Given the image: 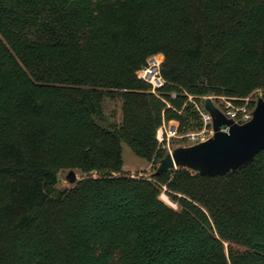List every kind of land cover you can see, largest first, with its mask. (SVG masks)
Wrapping results in <instances>:
<instances>
[{
  "label": "trees",
  "instance_id": "16d2710c",
  "mask_svg": "<svg viewBox=\"0 0 264 264\" xmlns=\"http://www.w3.org/2000/svg\"><path fill=\"white\" fill-rule=\"evenodd\" d=\"M157 53L177 109L179 87L264 93V0H0V264H264V150L225 175L122 172V142L166 155L163 109L197 115L136 79ZM68 166L97 176L57 189Z\"/></svg>",
  "mask_w": 264,
  "mask_h": 264
},
{
  "label": "water",
  "instance_id": "95a60500",
  "mask_svg": "<svg viewBox=\"0 0 264 264\" xmlns=\"http://www.w3.org/2000/svg\"><path fill=\"white\" fill-rule=\"evenodd\" d=\"M204 109L211 117L212 136L205 141L181 146L167 153L158 163L154 174L185 167L199 175H225L254 159L264 150V100L259 97L252 117L238 124L226 117L210 98L204 100ZM70 183L76 175L68 173Z\"/></svg>",
  "mask_w": 264,
  "mask_h": 264
},
{
  "label": "rangeland",
  "instance_id": "374dc122",
  "mask_svg": "<svg viewBox=\"0 0 264 264\" xmlns=\"http://www.w3.org/2000/svg\"><path fill=\"white\" fill-rule=\"evenodd\" d=\"M157 56L160 57V60L164 61V55L162 53H157ZM147 59V58H146ZM136 71V79L140 80L137 77ZM179 87V86H178ZM181 93L186 97L185 100L182 101L181 107L177 109L175 106L171 105L170 102L163 96L162 90L156 91L154 93L151 92V88L149 87L146 92H150L159 99H161L162 103L164 104L165 109L172 110L177 115H184L186 106H192L193 110L197 113L196 117H187V120L183 123V126H180L179 121L175 118L167 119L166 115L164 114V109L162 110V122L160 126L156 130L155 139L157 140L158 146L164 150L165 154L171 152L173 149L181 146H189L190 142H188L185 136L189 133H200L204 131L205 135H209L207 138L212 136V132H209L210 126L204 125L201 113L205 110L204 109V100L206 98H210L214 106H216L221 112L231 110L237 113V116L240 117L243 114H252L257 99L261 97L264 100V93L261 89H256L246 97H234V96H226V95H203L197 96L193 94H189L183 88H180ZM171 97L174 99L176 98V92L170 91ZM191 108V109H192ZM103 110L106 116H111L115 121H120L121 116V109H120V102L115 100H106L103 104ZM223 113V112H222ZM166 118V119H165ZM190 118V120H189ZM169 122H174L178 125V137L166 138L165 135L161 136V126L163 123L167 124ZM122 149V172L124 174H129L131 177L134 178H149L156 170L158 163L155 162L153 159L151 161H147L135 155L130 147L122 142L121 143ZM72 171L76 175V180L73 183H70L68 179V173ZM97 176V172L95 170L84 173L81 172L79 169L73 167H60L57 169V176H58V183L56 185L57 189L64 190L73 187L77 182L81 181L86 176ZM159 199L164 202L169 207L178 210V204L174 201L170 195L169 191L165 186H162ZM226 247V244H225Z\"/></svg>",
  "mask_w": 264,
  "mask_h": 264
},
{
  "label": "built area",
  "instance_id": "2783aa9c",
  "mask_svg": "<svg viewBox=\"0 0 264 264\" xmlns=\"http://www.w3.org/2000/svg\"><path fill=\"white\" fill-rule=\"evenodd\" d=\"M161 65L162 61L160 60V57L156 54H153L146 59L145 64L137 72V77L149 85L152 93L160 91L166 84V80L163 78L161 73ZM222 112L226 117L231 118L238 124L245 123L252 117V114H243L242 116L238 117L237 113L231 110H223ZM201 117L204 125L210 126L211 130L209 132H212L211 117L209 113L204 110L201 113ZM160 130L161 136L165 135L166 138L179 136L178 125L174 122H169L167 124L163 123ZM208 136L209 135H205L204 131H202L200 133H189L185 136V138L188 142H190V145H193L195 143L205 141L208 139Z\"/></svg>",
  "mask_w": 264,
  "mask_h": 264
}]
</instances>
